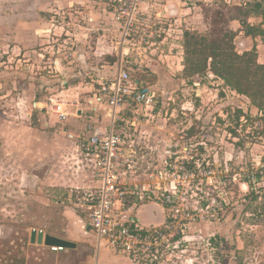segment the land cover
Segmentation results:
<instances>
[{
  "label": "rangeland",
  "instance_id": "374dc122",
  "mask_svg": "<svg viewBox=\"0 0 264 264\" xmlns=\"http://www.w3.org/2000/svg\"><path fill=\"white\" fill-rule=\"evenodd\" d=\"M252 1L148 0L160 29L122 48L120 25L103 0H0V264L96 263L92 242L74 234L87 232L81 198L96 188L97 177L76 164L75 143L65 132L85 122L76 109L86 108L96 89L95 53L103 55L98 68L105 61L115 68L123 53L130 76L156 96L149 108H126L119 126L133 141L126 152L136 151L125 178L159 195L175 192V227L187 240L165 253L163 264H264L263 181L246 185L264 160V121L245 117L264 112L210 72L182 75L185 31L232 37L238 53L254 50L264 64V43L245 35L241 24H262L239 11ZM169 4L177 16L166 11ZM50 98L66 103V123L40 110ZM99 109L97 123L107 127V109ZM236 109L245 114L238 124ZM124 166L122 159L118 170ZM163 208L169 216L172 208ZM33 229L78 246L54 252L30 242ZM116 262L134 263H103Z\"/></svg>",
  "mask_w": 264,
  "mask_h": 264
},
{
  "label": "built area",
  "instance_id": "2783aa9c",
  "mask_svg": "<svg viewBox=\"0 0 264 264\" xmlns=\"http://www.w3.org/2000/svg\"><path fill=\"white\" fill-rule=\"evenodd\" d=\"M103 1L112 10L115 21L120 25L121 39L118 44L122 48L134 36L152 38L160 29L157 15L151 16L148 13V0ZM126 64L128 61L122 53L121 58L114 64L113 73L100 76L96 89L91 91L92 95L85 101L90 113L97 112L99 107L105 105L109 116L107 127L103 128L94 121H85L76 130L65 132L67 138L75 143L78 153L76 164L92 168L97 177L98 185L82 196L81 207L87 213L89 228L98 245H106L127 255L135 264H163V257L167 255L165 253L177 248L187 238L181 235L182 228L177 230L175 227V222L180 217V208L176 207L174 191L165 189L159 195L145 186L143 188L134 185L125 178L126 173L131 170L130 163L136 151L134 149L132 153L126 152L127 148L131 150L134 145L133 141L128 143L126 135L123 134L125 126H119L124 121L121 115L128 107L149 108L156 97L144 81L130 76ZM65 107L63 100L50 98L48 105H41L40 110L46 109L48 114L56 118V123H64L70 114ZM118 127L122 128L120 132ZM166 154L171 158L169 151ZM122 159L125 170L120 172L118 166ZM262 162L257 167L255 176L253 174L248 179V187L253 180L255 183L256 177L263 181L264 186V160ZM146 198L162 203L163 207L172 208L170 215H165L161 224L145 226L139 222L136 216L137 205H142ZM51 249L63 248L52 246Z\"/></svg>",
  "mask_w": 264,
  "mask_h": 264
},
{
  "label": "trees",
  "instance_id": "16d2710c",
  "mask_svg": "<svg viewBox=\"0 0 264 264\" xmlns=\"http://www.w3.org/2000/svg\"><path fill=\"white\" fill-rule=\"evenodd\" d=\"M240 13L245 17L257 16L264 24V0H253L244 7L239 5ZM243 32L247 36H259L264 43V29L261 25H252L242 21ZM184 60L182 75L193 78L212 73L223 81V84L237 94L249 99L260 112H264V64L257 61L256 51L238 53L229 39L209 38L190 31L184 32ZM242 109H236L235 121L238 124ZM251 124L264 121V116H245ZM264 132V128L261 129ZM259 177V175L257 174Z\"/></svg>",
  "mask_w": 264,
  "mask_h": 264
},
{
  "label": "crops",
  "instance_id": "0c3cea01",
  "mask_svg": "<svg viewBox=\"0 0 264 264\" xmlns=\"http://www.w3.org/2000/svg\"><path fill=\"white\" fill-rule=\"evenodd\" d=\"M167 7H169V8H167L166 11H168L169 13L171 11L173 14H175V16L178 15L177 10H176V5L173 4L171 6L169 4ZM182 15H184V14H182ZM91 19H92V21L94 20V18H91ZM94 55L96 56V60H98L97 64H98V62H100L99 60H103V55L102 54H96L95 53ZM97 64H96V66L93 65V69L95 70L94 71V75H95V80L96 81L99 79L100 76H103L105 74V72L107 71V68L109 69V71L106 74H111L114 71V66L111 65L109 62L106 63V61H105L102 65L99 66V68L97 67ZM58 65H60V64H58ZM137 80H139V79H137ZM94 87L95 86H93V88ZM96 87H97V85H96ZM90 96L91 95H88L87 97H90ZM85 101H86V99H85ZM99 108H98L97 112L90 113L88 111V106L86 105V108L78 107L76 109V111H77V114H80L81 117H83V116L85 117L84 120L86 122L87 121L98 122V118L97 117H98V115L101 114V111H102V110L100 111ZM100 126H102L103 128H106V127H104V125H100ZM78 128H79V126H78ZM70 130H72V129H70ZM63 131H65V130H63ZM67 131H69V130H67ZM136 216H137L139 222L142 225H145V226H147V225H158V224H161L164 221V219H165V210H164V208L162 206H160V204H157V203H154V202L144 203V204L140 205L138 207V209L136 210ZM74 236H78L79 238L80 237L83 238L85 240V242H87V243L92 242V246L93 245L95 246V251H96V254H97L96 255V263L95 264H104L103 262L104 261L107 262V259L109 261L111 259L114 260V261L115 260L116 261H120L121 258H122V259H125L126 261H128V260L131 261V259H129V257L127 255H126L127 258H125L124 257L125 254H123V253L116 252L115 250H113L110 247H108L106 245H103V244L98 245V243L96 241V238H95L93 232L91 231V229L89 227H87V232L85 231V233H82V234L81 233H76V234H74ZM74 236H73L72 240H76ZM89 237H92V238H89ZM90 239L93 240L94 242L91 241ZM77 246L78 245L76 243V247L73 248V249H76ZM51 250L54 251V252H57V251L59 252V251H64V250H69V249H61V250H58V249L57 250H53V249H51ZM131 262L133 263V261H131ZM115 264H118V263L116 262ZM133 264H135V263H133Z\"/></svg>",
  "mask_w": 264,
  "mask_h": 264
},
{
  "label": "water",
  "instance_id": "95a60500",
  "mask_svg": "<svg viewBox=\"0 0 264 264\" xmlns=\"http://www.w3.org/2000/svg\"><path fill=\"white\" fill-rule=\"evenodd\" d=\"M30 242L43 244L49 247H62L63 249H73L76 247V243L73 241L43 233L41 230L37 232L35 229H33L30 233Z\"/></svg>",
  "mask_w": 264,
  "mask_h": 264
},
{
  "label": "flooded vegetation",
  "instance_id": "af4514ba",
  "mask_svg": "<svg viewBox=\"0 0 264 264\" xmlns=\"http://www.w3.org/2000/svg\"><path fill=\"white\" fill-rule=\"evenodd\" d=\"M89 227V226H88Z\"/></svg>",
  "mask_w": 264,
  "mask_h": 264
}]
</instances>
